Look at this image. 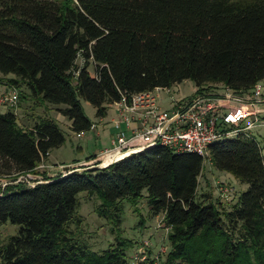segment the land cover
I'll list each match as a JSON object with an SVG mask.
<instances>
[{"label":"trees","instance_id":"1","mask_svg":"<svg viewBox=\"0 0 264 264\" xmlns=\"http://www.w3.org/2000/svg\"><path fill=\"white\" fill-rule=\"evenodd\" d=\"M0 71L65 105L75 132L92 124L78 96L102 117L121 93L184 80L247 91L264 78V0H0ZM63 142L53 119L26 128L14 110L0 112V174L33 170ZM209 152L217 169L248 184L228 208L196 197L203 156L159 145L33 187H0V223L19 225L0 248V264H127L134 242L117 234L98 252L71 228L81 222L77 195H95L97 214L117 226L122 201L137 202L144 189L151 212L171 227L164 264H264L260 147L240 134Z\"/></svg>","mask_w":264,"mask_h":264},{"label":"built area","instance_id":"2","mask_svg":"<svg viewBox=\"0 0 264 264\" xmlns=\"http://www.w3.org/2000/svg\"><path fill=\"white\" fill-rule=\"evenodd\" d=\"M161 91L167 94L169 89L154 87L121 93L120 98L112 103L116 116L111 121L116 132L111 136V146L101 150L92 160L68 166V170L99 164L107 166L157 145L175 153L191 152L205 157L212 144L245 134L247 130L263 124L259 120V114L264 111L263 79L247 91H236L221 85L219 88L197 87L194 95L188 99L183 96L175 100L169 95V108L164 106L167 102L163 103ZM17 101L15 88L10 94L0 97V103L11 107H15ZM96 128V123H92L90 129ZM83 132H77V137H83ZM44 160L42 158L29 172L13 173V181L9 183L22 182L33 187L46 182L48 176L67 173L65 166L60 164L55 167L57 174H49ZM216 184L220 197L228 200L230 187L221 181ZM158 225L168 235L171 227L163 222V215ZM166 253L164 245L156 251L148 241H143L127 257V264H164L162 254Z\"/></svg>","mask_w":264,"mask_h":264},{"label":"rangeland","instance_id":"3","mask_svg":"<svg viewBox=\"0 0 264 264\" xmlns=\"http://www.w3.org/2000/svg\"><path fill=\"white\" fill-rule=\"evenodd\" d=\"M81 62V59L78 58L77 64L79 65ZM88 70L91 74H94L92 64H89ZM13 77V74L5 75L0 71V97L10 94L13 88L16 89L18 94L16 106L11 107L7 104L0 103V112L4 113L8 110H14L19 124L26 128H30L43 118L53 119L57 122L63 133L64 142L60 146L50 149L49 155L44 160L47 166L46 168L50 170L49 172H58V169L55 167L60 164L70 166L77 160L89 158L93 153L98 155L101 150L111 146V134L116 132L111 121L116 116L113 104L107 106L105 116L99 117L96 115L95 107L89 101L78 96L84 114L91 123H96V130L100 132V135L96 134V130L90 129L83 132V137H77V132L71 129V121L60 111V108H64L65 105L46 101L42 98L41 94H33L22 82L12 84L10 78ZM168 89L169 92L167 94L166 91H161L163 103L167 102L164 104L165 107L169 104V95H172L175 100L183 96H185V99H188L194 95L197 87L193 81L184 80L180 83L172 84ZM259 120L263 124L247 130L245 135L252 136L256 140L264 158V111L259 114ZM12 181L13 177L0 174V187L8 185ZM217 181L224 182L230 187L231 191L228 200L220 197L216 184ZM247 188L248 184L246 182L239 180L230 172L217 169L211 161L210 152L206 153L201 173L198 177L196 197H199L203 193L207 194L210 202L215 205L220 202L218 204L220 207L228 208L238 201L240 195ZM146 196L147 191L144 189L142 196L135 203L125 198L122 201V211L120 213L121 222L115 226L114 221L97 214L95 207L100 203V200L95 195L90 197L87 193L80 192L77 195L79 199L77 213L79 214L81 222L77 228L73 224L71 228L93 250L98 252L107 248L114 242L115 236L120 234L122 238L134 242V245L127 250L126 257L143 241H148L156 251L161 245H164L168 253L171 247L170 242L164 228H160L158 225L162 214L158 215L151 212ZM18 230L19 225L9 220L0 223V248L8 242L11 236L16 235ZM166 254H162L164 256L162 258L163 261L166 259Z\"/></svg>","mask_w":264,"mask_h":264},{"label":"water","instance_id":"4","mask_svg":"<svg viewBox=\"0 0 264 264\" xmlns=\"http://www.w3.org/2000/svg\"><path fill=\"white\" fill-rule=\"evenodd\" d=\"M102 167H104V165L103 164H99V165H95L93 167H88V168H78V169L68 170V166H65V171H67L69 173V172H72V171H82V170H92V169L95 170V169H100Z\"/></svg>","mask_w":264,"mask_h":264},{"label":"crops","instance_id":"5","mask_svg":"<svg viewBox=\"0 0 264 264\" xmlns=\"http://www.w3.org/2000/svg\"><path fill=\"white\" fill-rule=\"evenodd\" d=\"M215 87H217V88H219V87H221V85H217V86H215ZM96 134L98 135H100V132L98 131V130H96ZM111 136H112V134H111ZM93 154H95V153H93ZM92 154V155H93ZM91 156V155H90ZM90 160H92V159H90ZM88 161V158H86V159H82V160H77L76 162H73L72 164H78V163H84V162H87ZM71 164V165H72ZM50 171V170H49ZM49 174H57L58 172H48ZM48 177H52V176H48Z\"/></svg>","mask_w":264,"mask_h":264}]
</instances>
